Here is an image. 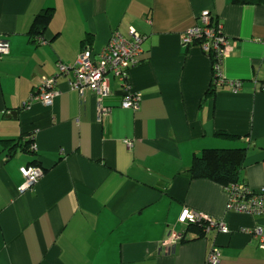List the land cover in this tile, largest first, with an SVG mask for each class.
I'll return each mask as SVG.
<instances>
[{"label":"crops","instance_id":"crops-1","mask_svg":"<svg viewBox=\"0 0 264 264\" xmlns=\"http://www.w3.org/2000/svg\"><path fill=\"white\" fill-rule=\"evenodd\" d=\"M48 10V29L32 39ZM205 12L228 42L214 97L212 58L182 43L190 29L210 31ZM131 28L144 54L128 71L140 101L127 110L108 67L105 95L78 89L72 71L85 50L99 60ZM0 35L9 45L0 57V264H208L213 247L220 264H264L259 241L244 233L264 228V215L226 211L224 187L187 173L205 150L242 149L240 183L264 188V4L0 0ZM49 80L53 104L32 101ZM2 141L20 144L13 158ZM34 162L42 176L29 186L21 170ZM185 208L230 233L196 239L179 222Z\"/></svg>","mask_w":264,"mask_h":264},{"label":"built area","instance_id":"built-area-1","mask_svg":"<svg viewBox=\"0 0 264 264\" xmlns=\"http://www.w3.org/2000/svg\"><path fill=\"white\" fill-rule=\"evenodd\" d=\"M203 20L206 24H209V13L203 14ZM129 36L130 39H124L120 34L114 35L108 43L107 47L97 55L99 60L94 57L91 50H85L81 54L72 72L76 77L78 84L76 87L78 89L90 87L97 94L105 95L108 92V81L106 79L108 67L109 72L113 73L124 83L126 97L122 104V108L133 110L138 108L140 98L134 95L132 89L128 85V71L138 66L142 59V56L144 54V37H142L133 28L129 30ZM202 36L210 39V44L214 49L220 48V41L222 42L223 40H220L218 38L215 39L214 33L211 29L210 31L190 29L185 33L182 39V43L185 45L192 44L195 39H199ZM223 49L224 54L219 53L218 55L220 62L214 67L215 72L221 70L222 55H226V48ZM8 52L9 45L0 35V57L2 55L8 54ZM63 70L66 71L65 69ZM66 72L69 73L68 70ZM218 73L219 75H221V72ZM53 83V80H49L43 85L40 93H38L37 91L34 92V94L32 95V101L41 100L47 106L53 104V100L55 99V94L53 93ZM21 173L26 179V185L29 184V186L35 183L36 180L42 176L41 170L32 167L23 168L21 170ZM32 173L35 176L28 177L29 174ZM26 185L25 188H27ZM226 191L228 194V204L226 206V211L236 214H244L247 216H260L264 214V188H262L259 192L254 193V191L247 186L234 184L230 188L226 189ZM250 195L252 196L250 198H247ZM245 198L247 199L245 200ZM179 222L182 225H207V232L211 230H217L223 234L230 233L228 228L222 221H217L206 215L198 214L188 208H185L183 210L179 218ZM244 233L257 239L259 241V247L261 249H264V229L253 228L244 230ZM181 239L182 237H180L179 241ZM174 240L176 241L175 237ZM207 262L208 264H220V250L217 247L212 248Z\"/></svg>","mask_w":264,"mask_h":264},{"label":"trees","instance_id":"trees-1","mask_svg":"<svg viewBox=\"0 0 264 264\" xmlns=\"http://www.w3.org/2000/svg\"><path fill=\"white\" fill-rule=\"evenodd\" d=\"M236 4H264V0H234ZM53 10H48L45 13L40 14L34 21L32 29L29 33L30 37L33 39L38 36L44 35L46 30L49 27V24L53 18ZM209 28L214 31L215 34L219 36V31L217 30L218 24L214 22L213 18H211V23H209ZM207 38L202 36L199 39H195L192 44L188 46H200L201 48L204 47ZM208 56L212 58L213 67H215L220 60L217 57V54L213 50H209L205 52ZM219 72V71H218ZM218 72L213 70V79L210 85V88L206 94L207 97H214L217 92L222 89L220 86L221 82V75ZM218 136H222L229 139H236L235 136H229L228 134H218ZM4 148V152L9 158H13L17 153V148L20 147V144L16 143L15 141H2ZM32 143V142H31ZM31 143L29 146H31ZM32 152H36L35 145H32ZM28 152V146H27ZM30 153V151L28 152ZM246 156V151L242 149H234V150H205L200 156L194 159L192 166L187 171L191 179H207L211 182H214L225 189L230 188L232 185H243L240 183V175L241 169L244 164ZM32 168H40L41 166L34 162L30 165ZM29 168V166H28ZM255 193V191H254ZM253 195V194H252ZM250 195L247 198H250ZM245 198V200L247 199ZM242 215V214H241ZM244 215V214H243ZM260 216H250L253 218L261 217ZM188 231L196 236V239L200 238H207L209 231L207 232L206 226L207 225H200V224H189ZM264 229L263 227H255ZM252 237V236H251ZM199 238V239H200ZM254 238V237H253ZM185 237H183L180 242H185Z\"/></svg>","mask_w":264,"mask_h":264},{"label":"bare ground","instance_id":"bare-ground-1","mask_svg":"<svg viewBox=\"0 0 264 264\" xmlns=\"http://www.w3.org/2000/svg\"><path fill=\"white\" fill-rule=\"evenodd\" d=\"M213 31V30H212ZM213 33H214V31H213ZM214 38L215 39H220V40H223L222 42L220 41V48L219 49H214L213 47H212V45L210 44V39H207V41H206V43H205V45H204V47L202 48L203 50H204V52H207V51H209L210 49L211 50H213L216 54H217V57H218V55H219V53H223V48H226L227 49V47H228V42H227V40H226V38L224 37V35H222L221 33H219V36L217 35V34H215L214 33ZM214 39V40H215ZM221 47H223V48H221ZM224 54V53H223ZM225 57V55H222V60H223V58ZM219 59V58H218ZM222 60H221V62H222ZM222 67V66H221ZM219 72H221V70L219 71ZM222 73V72H221ZM227 204H228V202H227ZM227 204H226V206H227Z\"/></svg>","mask_w":264,"mask_h":264},{"label":"rangeland","instance_id":"rangeland-1","mask_svg":"<svg viewBox=\"0 0 264 264\" xmlns=\"http://www.w3.org/2000/svg\"><path fill=\"white\" fill-rule=\"evenodd\" d=\"M205 13H207V12H205ZM203 16V15H202ZM209 16H210V20H211V14L209 13ZM209 25V24H208ZM35 175L32 173V174H29V176L28 177H34ZM39 179V178H38ZM37 179V180H38Z\"/></svg>","mask_w":264,"mask_h":264},{"label":"water","instance_id":"water-1","mask_svg":"<svg viewBox=\"0 0 264 264\" xmlns=\"http://www.w3.org/2000/svg\"><path fill=\"white\" fill-rule=\"evenodd\" d=\"M15 116V115H14Z\"/></svg>","mask_w":264,"mask_h":264}]
</instances>
